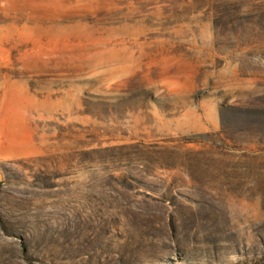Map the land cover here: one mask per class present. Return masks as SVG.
Here are the masks:
<instances>
[{"label":"rangeland","instance_id":"1","mask_svg":"<svg viewBox=\"0 0 264 264\" xmlns=\"http://www.w3.org/2000/svg\"><path fill=\"white\" fill-rule=\"evenodd\" d=\"M0 264H264V0H0Z\"/></svg>","mask_w":264,"mask_h":264},{"label":"water","instance_id":"2","mask_svg":"<svg viewBox=\"0 0 264 264\" xmlns=\"http://www.w3.org/2000/svg\"><path fill=\"white\" fill-rule=\"evenodd\" d=\"M3 181V176H2V173L0 171V183Z\"/></svg>","mask_w":264,"mask_h":264}]
</instances>
